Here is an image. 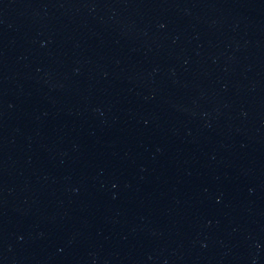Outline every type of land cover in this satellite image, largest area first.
I'll return each mask as SVG.
<instances>
[{
	"label": "water",
	"instance_id": "water-1",
	"mask_svg": "<svg viewBox=\"0 0 264 264\" xmlns=\"http://www.w3.org/2000/svg\"><path fill=\"white\" fill-rule=\"evenodd\" d=\"M0 264H264V0H0Z\"/></svg>",
	"mask_w": 264,
	"mask_h": 264
}]
</instances>
